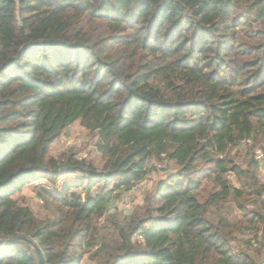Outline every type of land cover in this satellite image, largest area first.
<instances>
[{"label":"trees","instance_id":"trees-1","mask_svg":"<svg viewBox=\"0 0 264 264\" xmlns=\"http://www.w3.org/2000/svg\"><path fill=\"white\" fill-rule=\"evenodd\" d=\"M76 121L100 167L51 154ZM258 147L264 0H0V241L31 238L45 264H264ZM27 186L43 218L15 197ZM245 231L255 253L233 252ZM0 264L37 260L15 241Z\"/></svg>","mask_w":264,"mask_h":264},{"label":"rangeland","instance_id":"rangeland-1","mask_svg":"<svg viewBox=\"0 0 264 264\" xmlns=\"http://www.w3.org/2000/svg\"><path fill=\"white\" fill-rule=\"evenodd\" d=\"M97 138L93 133L88 132L79 121L74 122L70 126L64 129L62 134L52 142L50 146V152L54 156L60 157L61 155L69 152H74L76 157L89 160L96 167H100L102 158L96 148ZM244 144L238 145L231 149V155L234 160L241 165H246V150ZM263 150V148L258 147ZM165 166V165H163ZM169 169L154 170L148 174L145 181L139 184L136 189L124 193L123 196L114 201L110 207V211L114 210L122 212V215L129 214L134 207L139 206L143 202V198L146 193H149L156 182L166 176ZM257 175L264 181V166L257 167ZM27 197L28 204L32 207L34 212L39 218L45 216L43 204L37 199L31 190L30 186L25 187L22 192L15 195V197ZM237 239L230 243V249L235 253H255L253 245L256 244V240L249 231L236 234ZM263 237V232L258 233V238ZM263 253V251H262Z\"/></svg>","mask_w":264,"mask_h":264},{"label":"water","instance_id":"water-1","mask_svg":"<svg viewBox=\"0 0 264 264\" xmlns=\"http://www.w3.org/2000/svg\"><path fill=\"white\" fill-rule=\"evenodd\" d=\"M66 168H68V166L66 164L60 166L61 170L66 169ZM15 241H23V242L27 243L29 245V247L35 253L37 264H45L41 249L39 248V246L37 245V243L35 241H33L31 238H29L27 236L18 235V236H12V237H9L5 240H2V241H0V249L7 246L8 244H10L12 242H15Z\"/></svg>","mask_w":264,"mask_h":264},{"label":"built area","instance_id":"built-area-1","mask_svg":"<svg viewBox=\"0 0 264 264\" xmlns=\"http://www.w3.org/2000/svg\"><path fill=\"white\" fill-rule=\"evenodd\" d=\"M254 159L258 162L260 166H264V151L260 148L254 150ZM135 187H133V190Z\"/></svg>","mask_w":264,"mask_h":264}]
</instances>
